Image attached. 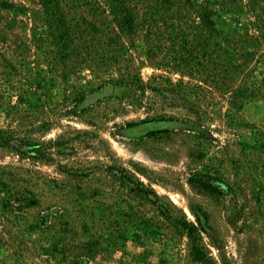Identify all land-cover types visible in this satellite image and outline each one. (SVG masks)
I'll list each match as a JSON object with an SVG mask.
<instances>
[{
	"label": "rangeland",
	"instance_id": "1",
	"mask_svg": "<svg viewBox=\"0 0 264 264\" xmlns=\"http://www.w3.org/2000/svg\"><path fill=\"white\" fill-rule=\"evenodd\" d=\"M7 1L0 264H200L177 225L194 214L210 264H264V0H132L131 31L109 0ZM120 167L130 181L111 175ZM189 168L231 190L192 187ZM136 181L150 201L129 192Z\"/></svg>",
	"mask_w": 264,
	"mask_h": 264
},
{
	"label": "trees",
	"instance_id": "2",
	"mask_svg": "<svg viewBox=\"0 0 264 264\" xmlns=\"http://www.w3.org/2000/svg\"><path fill=\"white\" fill-rule=\"evenodd\" d=\"M130 1L132 0H109L107 3V10L109 14H112L113 16L117 17L118 26L121 30L124 29L126 31H131L133 27V22L135 21L137 8L134 5L132 6ZM175 1L182 2V4H186L191 7H194L196 5L195 3H193L192 0ZM151 2L164 9H167V5L171 2V0H152ZM0 6L3 8H8L12 7V4L7 0H0ZM195 16L198 18V21L202 26L207 28H211L213 26L211 12L204 5L197 4V6L195 7ZM49 24H51L49 25L50 36L55 38L56 55L59 57V59H63L64 61V59L72 53V50L67 43L71 38L69 35L70 29L66 24H64L62 20L59 19L55 21L51 20ZM88 28L90 29L93 27L90 26ZM101 64L104 65V63ZM7 97L8 96L4 94L3 91L0 89V107H3L5 110L12 108L15 109V105L10 106L8 102L4 103V98ZM6 141L7 137H5V135L0 132V146L5 145L7 143ZM111 175H113L116 179L121 180L123 183L125 180L130 181V176L121 167L117 168V171L115 170V172H111ZM186 181L192 187L200 191L207 192L210 195L216 197H223L227 195L231 190L230 186L225 183L222 179H220L217 175H212L204 171H199L195 168H189ZM128 190L133 194V196L141 199L149 200L150 198H148V195H153L139 181H136V184H133L132 186H128ZM24 201L26 205L34 204V200L28 197H25ZM199 216V214H194L195 224L184 220H180L178 222L176 220L173 221L177 222L178 229L188 238L192 259L199 262L200 264H210V261L208 259L209 257L203 253L201 246H199L197 243L198 232L204 231V229H206V226L203 224L204 216H201L202 218H200Z\"/></svg>",
	"mask_w": 264,
	"mask_h": 264
}]
</instances>
